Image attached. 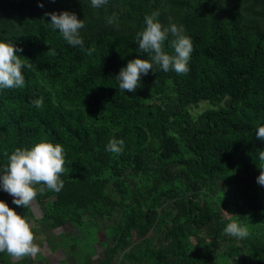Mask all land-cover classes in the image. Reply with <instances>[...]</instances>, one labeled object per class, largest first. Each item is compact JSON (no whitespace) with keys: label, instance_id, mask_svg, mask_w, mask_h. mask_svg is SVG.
<instances>
[{"label":"trees","instance_id":"1","mask_svg":"<svg viewBox=\"0 0 264 264\" xmlns=\"http://www.w3.org/2000/svg\"><path fill=\"white\" fill-rule=\"evenodd\" d=\"M59 11L84 19L91 55L51 30L45 13ZM153 12L191 37L190 71L157 69L135 94L121 93L115 76L138 58L136 36ZM0 40L22 48L29 65L22 89L0 91V169L6 154L42 140L66 151L63 190L36 197L48 231L104 225L106 240L88 247L91 257L103 249L97 264L120 254L150 264H264V187L256 182L264 168L256 138L264 126V0H108L100 8L0 0ZM164 50L172 54L167 42ZM203 103L212 109L195 115ZM113 138L125 142L120 155L106 151ZM10 198L0 191L10 208L31 212ZM233 220L247 226L246 239L224 234ZM155 230L164 232L160 246L141 249ZM12 259L0 256L32 262Z\"/></svg>","mask_w":264,"mask_h":264},{"label":"clouds","instance_id":"2","mask_svg":"<svg viewBox=\"0 0 264 264\" xmlns=\"http://www.w3.org/2000/svg\"><path fill=\"white\" fill-rule=\"evenodd\" d=\"M55 3V0H51ZM93 8L108 4V0H90ZM41 9L44 4H38ZM50 19L49 27L58 32L62 39L71 47L84 48L85 41L81 30L85 27L84 19L75 12L59 11L45 13ZM111 23V20H109ZM145 27L137 33V57L129 60L115 76L118 90L121 93H133L142 87V78L150 73L156 75L157 69L164 73L175 72L185 75L190 71L189 64L194 51L191 37L186 35L184 27L174 23L165 27L159 21V13L153 12L144 17ZM165 42L172 49V54L164 50ZM23 49L13 42L0 40V91L5 89H22L25 85L23 70L26 65L21 55ZM147 56V59L141 58ZM32 106L40 109L43 98L32 101ZM256 138L264 142V126L256 128ZM123 139H111L106 145V151L120 155L124 151ZM7 155L6 165L0 169V191L10 195L12 204L17 208H29L38 194L45 191L60 193L64 188L61 179L65 172L66 151L62 144L42 140L30 148H16ZM259 160L264 161V150L259 152ZM259 186L264 187V168L256 178ZM225 235L237 239H246L248 228L236 220L228 222L223 228ZM35 236L31 222L17 214L9 205L0 200V253H7L14 259L25 256H36L39 247L34 242Z\"/></svg>","mask_w":264,"mask_h":264},{"label":"rangeland","instance_id":"3","mask_svg":"<svg viewBox=\"0 0 264 264\" xmlns=\"http://www.w3.org/2000/svg\"><path fill=\"white\" fill-rule=\"evenodd\" d=\"M209 109H212V106L203 103L200 105V108H196L192 110V112L196 115ZM10 199L12 200L13 198L11 197ZM16 212L21 216H25L31 222L35 236L34 242L36 245L40 249L45 247V253L48 251V247H51L53 250V254L51 253V260L47 259L46 264H76L77 262L81 263L83 261L87 264H97V262L103 257V249L99 245L96 247L97 255L95 257H91L88 247L93 245L96 240H99L100 243L106 240V234L103 230L104 225L100 227L98 224L84 226V229L81 231L73 229L68 225L64 227L66 235L61 237L54 232L48 231L43 220H35V214H33L32 210L31 212L26 210L20 212L16 210ZM220 215L224 218H229L231 216L225 211L220 213ZM163 238L164 232L162 230L152 231L147 237V244H141L139 247L141 249H144V247L156 249L160 246V242L163 241ZM228 245L231 246L232 243H225L223 251L227 249ZM139 247L135 248L137 256L139 254ZM0 256L6 258L10 257L7 253H0ZM114 264H150V262L147 260L136 261L126 259L123 254H120L114 260Z\"/></svg>","mask_w":264,"mask_h":264},{"label":"crops","instance_id":"4","mask_svg":"<svg viewBox=\"0 0 264 264\" xmlns=\"http://www.w3.org/2000/svg\"><path fill=\"white\" fill-rule=\"evenodd\" d=\"M30 208H31L33 214H35V216H34L35 218L34 219L35 220H41L42 217H43V211H42V208L39 205L37 199H35V201H33V203L30 206ZM51 232H54L56 235H60L61 237H64V235H66L64 228H60V229H57V230H54V231H51ZM44 248L43 249L39 248L38 254L36 256H34V257L31 256V260H32L31 264H46L47 259L51 260V257H52V254H53V252H52L53 250L51 249V247H48V251L45 253ZM19 261H21V258H19V259H14L13 258L12 259L13 263H17ZM0 264H8V263L0 261Z\"/></svg>","mask_w":264,"mask_h":264}]
</instances>
